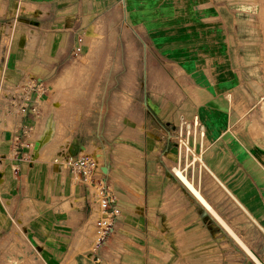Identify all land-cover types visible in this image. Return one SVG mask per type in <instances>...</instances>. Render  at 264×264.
<instances>
[{
    "label": "crops",
    "instance_id": "crops-1",
    "mask_svg": "<svg viewBox=\"0 0 264 264\" xmlns=\"http://www.w3.org/2000/svg\"><path fill=\"white\" fill-rule=\"evenodd\" d=\"M219 12L213 0H0V233L4 218L20 224L27 218L30 235L42 240L46 264H245L243 256L229 261L222 231L214 229L219 220L232 232L222 220L228 219L223 205L231 201L259 219L264 215L257 167L246 166L238 157L245 154L232 149V139H244L233 130L227 100L239 75L229 67ZM98 28L107 51L98 54L97 78L88 87L94 99L78 100L75 111L66 112L77 129L64 127L66 142L52 155H94L115 194L120 215L108 241L91 254L92 194L52 161V148L45 146L51 137L37 146V129L47 126L53 99L42 96L41 116L24 119L34 129L28 160L8 157L10 131L2 112L26 78L48 85L59 77L60 83L74 65L76 47L86 43L85 32ZM181 115L198 117L204 135L193 147L203 164H189L191 156L175 142ZM21 120L11 117L6 124ZM174 167L183 169L216 215L179 181Z\"/></svg>",
    "mask_w": 264,
    "mask_h": 264
},
{
    "label": "rangeland",
    "instance_id": "rangeland-1",
    "mask_svg": "<svg viewBox=\"0 0 264 264\" xmlns=\"http://www.w3.org/2000/svg\"><path fill=\"white\" fill-rule=\"evenodd\" d=\"M213 3L220 10L219 14L224 19L223 27L225 25L227 29L224 43L228 51L229 67L234 68L239 75V83L233 92L227 94V100L232 107L229 113L230 121L236 122L233 130L239 134L240 139L241 137L244 139L242 141L232 139V149L234 151L239 149L240 154H245L244 157H238L244 158L243 163L246 166L257 167L255 175L264 195V0H213ZM220 35L221 33L214 35L217 36L218 42ZM85 36L86 43L81 46L80 51L76 52L74 65L70 66L71 71L67 76L60 83L57 81L58 77L55 82L44 84L47 90L43 96L45 99L48 96L53 99L51 103L53 114L47 118V126L45 121L43 126L37 129L36 140L39 138L37 146L41 147L51 137L49 144L45 145L52 148L51 156L59 146L62 147V143L66 142L62 134L64 127L69 125L70 129H77L76 123L68 124L66 112L68 110L74 112L76 107L74 105L78 100L94 99L95 93L88 92V87L97 78L94 73L99 67L98 54L101 51H107V46L101 42L104 36L103 28H98L96 31L90 29L85 32ZM218 42L214 43V49L217 51L220 47ZM249 152L254 154L253 159L246 155ZM193 154V158L203 164L196 149ZM50 155L48 154L45 159H49ZM55 157L58 158V155L54 154L52 161ZM232 159L230 160L231 165L236 164L235 158L232 157ZM55 164L59 165V163ZM9 170L12 174L11 167ZM172 172L178 179V172L186 177L180 167L172 168ZM240 207L244 210L243 213L240 212ZM222 211L225 216H228V219L222 220L232 232L225 228L219 220L214 222V229L218 232L222 231L219 238L222 236V243L229 246V261L235 262L236 257L243 256L245 264H258L251 257V255L254 257V254L260 261L261 258L264 260V252L261 250L264 245V215L260 219L257 218L238 201L237 204L233 201L224 204ZM2 221L6 229L0 233V264H46L44 251H42V240L38 239V236L30 235L27 218H23L20 221L21 224L7 218ZM243 245L256 252L252 251L253 254L247 249L250 255ZM78 258L80 256L75 257L76 260Z\"/></svg>",
    "mask_w": 264,
    "mask_h": 264
},
{
    "label": "built area",
    "instance_id": "built-area-1",
    "mask_svg": "<svg viewBox=\"0 0 264 264\" xmlns=\"http://www.w3.org/2000/svg\"><path fill=\"white\" fill-rule=\"evenodd\" d=\"M79 42H81L80 39ZM80 50L81 44L76 47L75 51L78 52ZM46 90L47 88L40 79L28 77L17 83L9 93V107L2 112L4 129L10 131L9 158L16 160H28L31 158L30 150L35 145L32 137L34 129L33 125L24 122V119L29 113L35 119L41 116L42 112L38 104ZM16 116L22 118L20 124H6L11 117ZM173 131L175 133L174 139L179 149L185 155L189 154L191 156L188 163L198 162V160L193 158V151L196 140L199 144L203 140L204 132L197 115H192L190 119L181 115ZM190 137L192 138L191 141H189ZM198 153L201 160V153ZM54 162L59 163L69 172L73 182L83 184L92 194L96 208L92 213L91 219L92 237L89 251L91 254L96 253L108 241L120 215V209L116 202L115 194L106 178V173L101 169L96 157L91 154L62 155L58 156V158L55 157ZM181 171L183 172V169Z\"/></svg>",
    "mask_w": 264,
    "mask_h": 264
},
{
    "label": "bare ground",
    "instance_id": "bare-ground-1",
    "mask_svg": "<svg viewBox=\"0 0 264 264\" xmlns=\"http://www.w3.org/2000/svg\"><path fill=\"white\" fill-rule=\"evenodd\" d=\"M62 81V80H61ZM177 176L184 184V186L196 197V199L210 212L214 213L211 205L207 202V200L201 195V193L194 187V185L180 172H178Z\"/></svg>",
    "mask_w": 264,
    "mask_h": 264
}]
</instances>
